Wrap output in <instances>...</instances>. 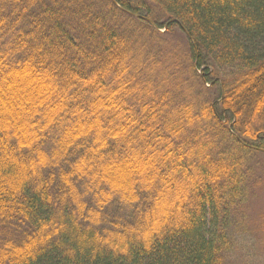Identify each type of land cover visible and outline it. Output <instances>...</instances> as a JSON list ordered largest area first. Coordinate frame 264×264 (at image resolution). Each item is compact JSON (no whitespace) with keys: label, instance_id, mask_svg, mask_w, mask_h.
<instances>
[{"label":"trees","instance_id":"obj_1","mask_svg":"<svg viewBox=\"0 0 264 264\" xmlns=\"http://www.w3.org/2000/svg\"><path fill=\"white\" fill-rule=\"evenodd\" d=\"M7 83L0 264H227L264 152V0H0Z\"/></svg>","mask_w":264,"mask_h":264},{"label":"rangeland","instance_id":"obj_2","mask_svg":"<svg viewBox=\"0 0 264 264\" xmlns=\"http://www.w3.org/2000/svg\"><path fill=\"white\" fill-rule=\"evenodd\" d=\"M160 32L163 34L165 31L161 30ZM170 37L172 38L168 41L170 46H173L169 50L171 53H190V39L184 30L179 28ZM210 71L213 70L210 69ZM7 77L12 76L7 75ZM13 77L16 78L18 84L23 85L22 87L27 85L25 81L29 86L33 84L32 80L26 79L24 76L15 74ZM213 83H218L216 84V95H220L223 91L222 76H216ZM7 84L0 85V96L2 98L4 93H7L12 87L10 86L11 83ZM14 92L17 93L15 90ZM5 103L8 107L13 108V111H16L20 108L22 102L14 98L13 100L9 99V102L6 100ZM225 117L228 119V115H225ZM8 125H11V123ZM230 127L231 125H229ZM250 169L247 181V199L249 201L244 203L239 212L233 217L232 249L227 255V264H264V152L261 151L260 154H256L250 164Z\"/></svg>","mask_w":264,"mask_h":264}]
</instances>
